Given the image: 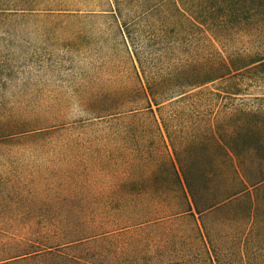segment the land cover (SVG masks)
Here are the masks:
<instances>
[{
    "label": "trees",
    "instance_id": "trees-1",
    "mask_svg": "<svg viewBox=\"0 0 264 264\" xmlns=\"http://www.w3.org/2000/svg\"><path fill=\"white\" fill-rule=\"evenodd\" d=\"M53 52L101 58L86 119L0 97V264H264V0H0V94Z\"/></svg>",
    "mask_w": 264,
    "mask_h": 264
},
{
    "label": "rangeland",
    "instance_id": "rangeland-1",
    "mask_svg": "<svg viewBox=\"0 0 264 264\" xmlns=\"http://www.w3.org/2000/svg\"><path fill=\"white\" fill-rule=\"evenodd\" d=\"M39 27L40 25L36 21H32L29 25L21 27L16 33L19 39H16L17 44L23 48L33 45V51L35 52L40 47H49L51 43H47L44 37H41V34L38 32ZM100 29H102L101 26ZM108 50L109 48L104 49L103 53L101 51L100 53L104 56L108 53ZM36 54H38L36 57L42 56L47 61L46 52H36ZM100 58V56L93 55L89 58L77 56L74 58V65H70L65 62L66 58L63 59V54L56 52L50 60L58 66H53L52 68L46 66L45 70L39 71L36 62H34V66H31V68L26 67L20 74H13L11 84L7 86L5 92L0 94V97L3 98L7 108H14L16 110L57 109L60 107V102L66 100L69 105V115L66 117V120L78 122L86 119V115L82 113L76 95H74L75 89L68 82L71 78L66 77V69L74 66L76 69L87 68V70H91L90 65H96ZM16 60H21L20 64H22L24 59ZM60 65L64 67L60 68Z\"/></svg>",
    "mask_w": 264,
    "mask_h": 264
}]
</instances>
